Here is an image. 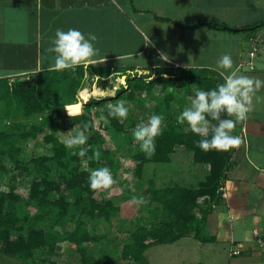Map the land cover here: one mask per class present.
Wrapping results in <instances>:
<instances>
[{"label": "trees", "instance_id": "trees-1", "mask_svg": "<svg viewBox=\"0 0 264 264\" xmlns=\"http://www.w3.org/2000/svg\"><path fill=\"white\" fill-rule=\"evenodd\" d=\"M161 20L169 21L167 18ZM202 26L230 32H250L253 36L264 29V19L242 26L241 29L208 20H200L188 28L194 30ZM255 48L257 52L260 51V46ZM134 69L126 68L120 63L116 66L88 67L80 64L75 69L45 70L30 79L0 80V155L11 153L15 157L12 160L19 166V141L43 135L48 145H54L52 155H43L34 160L37 164L35 172L39 174L32 181L26 200L13 190L5 192L0 189V256L14 258L24 264H36L37 252L46 249L49 255H53L60 243L68 242L74 246L72 251L81 255L77 264H119L113 263L112 257L115 254L119 255L115 262L150 264L146 253L155 246L174 244L189 236L202 243L215 240V237L203 236V232L210 216L217 208L226 205L225 182L228 171L234 166L232 160L237 147L229 151H205L197 143L201 136L177 123L175 117L156 137L155 153L146 156L140 150L138 142L134 143V138L130 142L131 130L136 122L129 118L122 121L118 117L100 120L99 116L102 112L107 116L109 102H134L139 93L150 95L159 86L165 96L156 107V112L169 117L174 102L178 100L176 87L180 82L184 83L185 94L178 104V110L187 105V98L194 95L195 88H214L223 81V77L215 69L180 66L152 69V74L156 75L153 79L152 74H136L132 78L127 76L128 70L135 71ZM90 72L100 79H108L112 74L119 73L126 76L127 87L122 86L115 97L90 99L85 106L79 108V112H73L74 105L80 101L79 92L85 88V76ZM104 87H107V83H104ZM100 107L103 111H96ZM45 115L49 117L45 124L33 123V120L37 121ZM226 115L221 114L222 117ZM96 119L100 121V126L109 121L106 130L110 138L133 143L129 155L136 163L134 175L138 179H142L148 163H170L177 147L189 150L193 153L196 164L207 167V174L196 187L174 185L159 188L151 180L144 194L147 203L141 205L142 208L148 207L150 216L138 227L131 220L128 225L124 224L128 218L113 226L117 232L128 233L129 238L124 242L113 240L116 246L112 250V256L104 252L96 256L93 252L95 244L110 236L97 233V221L112 226L120 213V207L110 198L98 201L96 195L100 189H91L87 177L93 168L102 167L106 162L115 174L120 166L109 158V150L102 149L104 138L99 132L97 138H89L87 156L90 157L95 150H99L100 157L87 160L88 169L85 170L79 167L85 162V158L75 155L78 149L66 148L55 134L57 129L68 134L73 128L82 127L84 121L90 124L88 133L93 132L96 129ZM47 130L49 133H46ZM240 130L242 128L237 123L233 132L241 136ZM133 196L134 193L129 190L125 196L126 201L132 200ZM110 246L107 244L105 248ZM242 255L240 251L233 256ZM48 264L58 263L50 260Z\"/></svg>", "mask_w": 264, "mask_h": 264}, {"label": "rangeland", "instance_id": "rangeland-1", "mask_svg": "<svg viewBox=\"0 0 264 264\" xmlns=\"http://www.w3.org/2000/svg\"><path fill=\"white\" fill-rule=\"evenodd\" d=\"M241 4L243 6L239 7L235 6L234 4V6H231L233 8H229L228 11L225 10L226 13L224 17L228 21H235L233 24L239 25V28L252 22L254 23L253 19L258 18V16L253 15L248 6H245L244 2H241ZM198 11H200V9L195 8V12L198 13ZM207 11L208 13L199 14V18L209 16L210 18L213 16L219 18V11L213 12L214 10H212L211 7H208ZM237 12L241 13L239 14ZM161 14L164 16V18L172 19L173 21H175V18L176 21H182L181 18H185V20L187 19L186 21H183V23L185 22V24H187V22L192 18V15L190 13L184 16H173L174 13L171 10L162 11ZM258 15L259 17L263 16L262 12H260V14ZM132 17L133 18L131 19V23L133 25L130 24L127 29L128 39H125V46L123 45L124 41H121L122 43L118 44L119 46L112 45L110 47L108 41L110 40L112 42V39L106 40L104 38H101L100 41L97 40L95 42L96 46H98V48L100 47L98 55H103V53H105L103 52L105 45V50L109 53V55H115V52L117 53L118 51H121L123 53L128 52V54L133 53L132 56H127L128 59H125L126 57H123L125 59V66L136 67L137 65L149 66L158 64V66H155V69L156 67L174 68L178 66H180L181 68H186L183 65L197 67L201 63H206L208 65L214 64L216 67L217 60L224 53H230L233 61L235 60L234 64L236 63L237 58L236 53L232 50V41L226 42L222 41L221 39H218V41H216L217 38H213L215 39L214 46L209 45L206 49L203 44H206L207 41H213V39L211 38L209 40H206L204 36L205 32L203 31L201 32V34L194 35L196 39H192L188 31L187 36L186 33H183L181 31V29L175 31L176 27H173L170 23L155 21V18L153 19L151 15V12L136 13L135 15L133 14ZM243 19L245 20L244 22H242ZM142 21H146L144 25ZM243 34L251 33L241 32V36ZM123 35H126L124 29ZM106 36H108V34H106ZM186 36L191 39H187ZM148 37L150 43H148ZM241 41L244 44L246 43L244 45V51L249 52L250 49H252L253 43L247 39H242ZM251 41H253V39H251ZM222 46L226 49H223ZM162 53L167 54V56L169 57L168 62L162 58ZM215 54H218V56H216ZM250 57L251 56L249 55V53L244 55V58L247 59V62L246 64L242 63L241 68H238L240 73L248 76H251V74L259 73L258 70H264V67H262V60L259 59L258 65H261L260 69L258 67V70L256 69V71H251L249 65L250 61H255L256 59ZM101 59L102 58L97 60L94 59V62L89 63L87 66H116L118 64L112 62L115 61L114 59L112 61ZM128 75H130L131 78L134 77V73L132 72H128L127 76ZM169 76L171 75H165V77ZM84 83L85 88L79 92L80 101L74 105L73 109L77 107L81 109L90 99L101 100L108 97H115L117 91L122 86L125 88L127 87L126 76L120 75L119 73L112 74L108 79H100L99 76L90 72L85 76ZM104 83H107L106 88L104 87ZM183 84V82H180L176 87L178 100L174 102L173 109L170 110L169 117L163 116V129H165L168 126L169 122L176 117L179 111H181L177 108H179L178 104L181 103V98H183V94H185V86ZM102 91L112 94L101 96L99 93ZM164 96V93L158 86L155 92L150 95L139 93L136 101L134 102L125 100V102L131 104L132 106L130 108L129 115L126 118L133 120L134 122H136V124L141 121H146L149 115L157 113L156 107L160 103H162ZM187 102L189 103V97L187 98ZM262 104H264V100H262ZM100 108H98L96 111L102 112L103 108ZM247 115H249V112ZM48 118L49 117L45 115L42 118L37 119V121L33 120V123L45 124ZM124 120L125 118L122 119V121ZM244 121L245 120L240 121L238 122V124L240 125ZM30 122L32 123V121ZM108 126L109 121L104 122L103 125L100 126V121L96 119V129L93 132L88 133V136L90 139L97 138V132H99L103 136L104 140L102 141L103 144L101 145L102 149H107L111 152L109 158L115 164H119L120 170L117 171V174L112 172L115 178V183L108 189L101 188L98 191L96 197L98 198V201H104L109 198L114 200L115 204L120 207V213L116 216L117 218L115 219L112 226L104 222L97 221V233L110 234V236L109 238H105L101 242L95 244L93 252L96 256H100L102 254L101 252H104L106 255L112 256V250L116 246V242L113 240L117 239L121 242H124L129 238L128 233H120L114 230L113 226H117V224H119L122 219L128 218L126 221H124V224L128 225L129 220H131L133 224L135 223V227H138L139 225L143 224L144 221L150 216L148 207L142 208L141 205L133 203L132 200L126 201L125 196L129 190L134 193V196L142 195L145 197V190L150 186L151 180H154L156 182V186L159 188L174 185L183 187H196L207 174L205 165L196 164L193 161L192 152L185 148L177 147V151L172 155V161L170 163H148L145 166V173L143 174L142 179H138L134 175L136 163L133 160L132 156L129 155L130 149L131 147H133V143H130L133 139L132 133L129 137L130 142L128 140L122 141L121 139L117 141L110 138V136L108 135V132L106 130V127ZM184 126L187 127L186 123L184 124ZM77 128H79V126L73 128L71 132L74 133ZM240 132V137L243 141L245 137V131L240 130ZM46 133H49L48 130ZM55 134L61 141L62 137L66 135L64 133H61L58 129L55 131ZM18 144L19 146H21V153L18 156V159L20 160L19 166H17L12 160V158L15 157L12 156L11 153L0 155V189L5 192H10L13 190V192L20 195L24 200H26L29 196L31 183L39 174L35 172L37 164L34 162V160L43 155H52V148L54 147V145H48L45 142L43 135L38 136L36 139H29L27 141L21 140ZM241 144L244 145V142ZM234 159L235 158L233 157V165ZM2 166H4V169L2 168ZM103 166H107V162ZM79 167L81 170L88 169V165L84 161L79 165ZM228 175L230 176V173ZM200 202H203V199H200ZM223 209L219 210L217 208L218 212L210 216L208 225L203 232V236L208 238L215 237L216 241L214 240L209 243H202L199 240L189 236L174 244L155 246L148 250L146 253L147 259L150 264H264V258L262 256H253L251 258L244 256H238V258H236L235 256H233V250L230 244L231 242L227 241L229 240L227 237L229 232L228 230L225 231V228L222 229V226L225 225V219L224 222L223 219L221 220L223 215L222 212L227 215L225 208ZM209 227L211 229V232L209 231ZM225 227L229 228L228 225H225ZM226 232H228V234H225ZM107 244H110L111 246L109 248H105ZM72 246L73 245L68 242L60 243L53 255H49L46 249H42L37 252L38 260L36 261V264H45L44 262L48 264L50 260L55 261L58 264H77L78 260L81 258V255L77 254V252L72 251ZM116 256L119 255L115 254V256L112 257L113 263L132 264L131 262L125 261L115 262V260H117ZM0 264L24 263L14 258L0 256Z\"/></svg>", "mask_w": 264, "mask_h": 264}, {"label": "crops", "instance_id": "crops-1", "mask_svg": "<svg viewBox=\"0 0 264 264\" xmlns=\"http://www.w3.org/2000/svg\"><path fill=\"white\" fill-rule=\"evenodd\" d=\"M241 2L248 6L253 15L258 16L257 19H253L254 22L264 19V0H0V80L30 79L42 71L50 70L49 63L52 61H50L51 54L47 52V49L57 28L64 30L69 27L79 28L83 32L94 33L98 41L101 38L112 39V42L108 41L110 47L112 45L119 46L121 41H124L123 45L125 46V39H128L127 29L132 24V15L141 12H151L155 21L170 23L176 27L175 31L181 29L187 36L190 33L192 39L195 38L194 35L201 34L203 31L206 40L217 38L216 41L218 39L226 42L232 41V50L236 53L237 58L234 67L237 69L241 68L242 63L246 64L247 59L244 58V55L248 53L250 55L256 46H260V51L257 52L255 58L257 64L254 62L258 70V67L260 69L261 66L258 65L259 59L262 60V67H264V29L257 31L253 36L251 34L241 36L239 31L215 30L206 26L194 30L188 28L200 20H208L223 22L231 27L241 29L239 25L233 24L235 21H228L224 18L225 10L233 8L231 6L234 4L241 7L243 6ZM206 7L207 9L211 7L213 12L219 11V18L214 16L199 18V14L208 13ZM195 8L200 11L196 13ZM166 10L173 11V16H184L190 13L192 18L187 24L183 23L187 20L185 18H181L182 21H176V18L175 21L172 19L161 20L164 18L161 12ZM260 12L263 16L259 17ZM244 21L243 19L242 22ZM145 22L142 21L143 25ZM187 36V39H191ZM242 39L253 43L249 52L244 51L246 43L244 44ZM251 39L254 40L251 41ZM214 41L215 39L207 41L203 45L207 49L209 45L214 46ZM105 49L104 45L103 52L105 53L97 55L96 60L102 58L101 60L112 61L114 59L115 61L112 62L120 63L125 67L124 60L128 59V52L118 51L115 52V55H109ZM223 49L226 48L223 47ZM215 55L218 56V54ZM166 61L168 62V60ZM88 64L83 65L88 67ZM156 65L158 66V64ZM156 65L126 66V68H135V71L128 70V72L134 73V76L136 74L150 76ZM205 67L216 68L214 64L206 63H201L195 68ZM258 72L251 76L264 80V70H258ZM154 76L156 75L152 74L151 79L155 78ZM256 97L250 106L246 121L239 125L242 130L243 128L245 130V137L241 142H244V145L237 146L234 152V166L231 171H228L230 176L228 173V181L226 180L224 188L226 205L218 208L219 210L225 208L227 212V215L222 212L221 220L223 219L224 222L225 219L224 223L229 228L223 225L222 229L225 228V231L229 232V234L228 232L225 234H228L229 240L227 241L231 242L232 250L242 251V256L248 258L253 256L264 258V104H262L264 88L256 93ZM186 103L188 105L187 101ZM216 212H218L217 209L214 214ZM209 231L211 232L210 227Z\"/></svg>", "mask_w": 264, "mask_h": 264}, {"label": "clouds", "instance_id": "clouds-1", "mask_svg": "<svg viewBox=\"0 0 264 264\" xmlns=\"http://www.w3.org/2000/svg\"><path fill=\"white\" fill-rule=\"evenodd\" d=\"M96 41L97 36L92 32H83L75 27H69L67 30L57 28L47 49V52L51 54L50 61H52L49 67L52 70L75 69L80 64L94 62L99 53ZM148 41L150 43L149 37ZM128 55L132 56L133 53ZM161 55L164 60H168L167 54L162 53ZM216 69L223 77V81L214 88H195L194 95L189 97L188 105L176 115V121L181 125L186 123L193 133L201 136V139L197 141L201 149L229 151L242 142L241 137L234 134L233 130L238 122L246 119L256 93L264 88V80L240 73L234 67L230 53H224L217 60ZM99 94L103 96L112 93L102 91ZM131 107V104L123 100L115 103L109 102L107 116L102 112L99 119L107 120L108 117L124 119L129 115ZM79 111V107L73 109V112ZM222 113L227 115L222 117ZM163 123V115L153 113L146 121L137 123L131 130L134 143L138 142L140 150L146 156L155 153V140L163 131ZM89 127V122L84 121L82 127L77 128L74 133L68 131V134L62 137L65 147L77 148L75 155L85 158V162L100 157L99 150H95L92 156H87ZM87 179L89 187L93 190L108 189L115 183L113 173L108 166L93 168ZM132 202L143 205L147 203V200L142 195L133 196Z\"/></svg>", "mask_w": 264, "mask_h": 264}, {"label": "built area", "instance_id": "built-area-1", "mask_svg": "<svg viewBox=\"0 0 264 264\" xmlns=\"http://www.w3.org/2000/svg\"><path fill=\"white\" fill-rule=\"evenodd\" d=\"M250 55H251L252 58H255L256 55H257V49L255 48V49L250 53ZM249 65H250V69H251V71H255V70H256V65H255L254 61L250 62ZM245 121H246V119H245ZM243 130H244V128H243ZM244 131H245V130H244ZM238 253H239V251H233V252H232L233 255H234V254H238Z\"/></svg>", "mask_w": 264, "mask_h": 264}, {"label": "water", "instance_id": "water-1", "mask_svg": "<svg viewBox=\"0 0 264 264\" xmlns=\"http://www.w3.org/2000/svg\"><path fill=\"white\" fill-rule=\"evenodd\" d=\"M235 31H238V30H235Z\"/></svg>", "mask_w": 264, "mask_h": 264}]
</instances>
